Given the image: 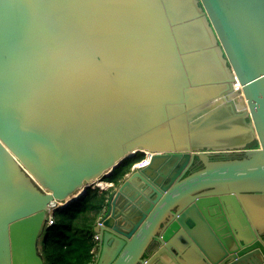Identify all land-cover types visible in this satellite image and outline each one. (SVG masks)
Returning a JSON list of instances; mask_svg holds the SVG:
<instances>
[{"label":"water","instance_id":"obj_1","mask_svg":"<svg viewBox=\"0 0 264 264\" xmlns=\"http://www.w3.org/2000/svg\"><path fill=\"white\" fill-rule=\"evenodd\" d=\"M138 152L92 264H264V0H0V264Z\"/></svg>","mask_w":264,"mask_h":264},{"label":"trees","instance_id":"obj_2","mask_svg":"<svg viewBox=\"0 0 264 264\" xmlns=\"http://www.w3.org/2000/svg\"><path fill=\"white\" fill-rule=\"evenodd\" d=\"M145 158L144 152L125 160L111 176L102 180L122 184L127 173ZM101 180V181H102ZM113 191L87 188V196L54 211V222L43 235L42 253L46 264H92L95 258V227L105 214Z\"/></svg>","mask_w":264,"mask_h":264},{"label":"flooded vegetation","instance_id":"obj_3","mask_svg":"<svg viewBox=\"0 0 264 264\" xmlns=\"http://www.w3.org/2000/svg\"><path fill=\"white\" fill-rule=\"evenodd\" d=\"M257 147L258 146L256 145V143H252L251 145H249V148H257ZM150 155H149V159H151ZM223 157H226V156L225 155L217 156V158H223ZM191 160H192V158H191ZM148 161H150V160H148V155H147V153H145V158L140 163H138L135 167H133L132 171L127 173L125 176L126 177L125 180H127L130 176L135 175L134 179H136V181H137V186L139 189L141 188V191L144 193H146V192L152 193L154 188L155 189L160 188V185L157 183V181L159 183L162 182V184H166L167 179L170 178V175L172 173H175V171H176V168H172L171 170H168V173L162 172L161 168L146 170V167L148 165ZM202 168H203L202 162H200V160H198L195 157L192 164L187 166V168L183 169V173H185L183 177H186L187 175L192 174V173H194V172H196ZM147 173H149V174H147ZM159 176L164 177L166 180H164L163 178H162V180L159 179ZM124 181L122 183H124ZM105 182L108 184V185H106V186H108V189H110L113 192L118 187L113 182H107V181H105ZM140 197L141 196H138L137 200H139ZM135 202H133V203H135ZM106 209L108 211V208H106ZM128 210H129L128 208H125L124 213L127 212ZM107 211H105V214L103 216L106 215ZM103 216H101V217H103ZM119 220H120V218H119ZM96 253H97V248L95 249V255H96ZM94 260H95V258H94Z\"/></svg>","mask_w":264,"mask_h":264},{"label":"built area","instance_id":"obj_4","mask_svg":"<svg viewBox=\"0 0 264 264\" xmlns=\"http://www.w3.org/2000/svg\"><path fill=\"white\" fill-rule=\"evenodd\" d=\"M102 182V181H101ZM103 183V182H102ZM98 187L100 188H103L101 186L103 185H100L99 182L96 183ZM60 207H65V204L63 202H59V201H56L54 203H52L47 211V227H50L53 222H54V211L57 209V208H60ZM98 237L96 236V239Z\"/></svg>","mask_w":264,"mask_h":264},{"label":"rangeland","instance_id":"obj_5","mask_svg":"<svg viewBox=\"0 0 264 264\" xmlns=\"http://www.w3.org/2000/svg\"><path fill=\"white\" fill-rule=\"evenodd\" d=\"M102 179H100V180H96V181H94V182H92L89 186L90 187H92V189H95V188H100V187H98L97 186V184L96 183H98L99 181H101ZM102 182L104 183V187L103 188H100L101 190H107L108 189V186H106V185H108L104 180H102ZM83 190H80L78 193H77V195H75V196H73L72 198H74V197H76V196H80L83 192H82ZM83 195V194H82ZM64 203V202H63ZM65 204V203H64ZM101 217H99V219H100ZM98 219V220H99ZM42 246H43V238H42V241H41V249H42Z\"/></svg>","mask_w":264,"mask_h":264},{"label":"bare ground","instance_id":"obj_6","mask_svg":"<svg viewBox=\"0 0 264 264\" xmlns=\"http://www.w3.org/2000/svg\"><path fill=\"white\" fill-rule=\"evenodd\" d=\"M99 184H100V185H103V186H101V187H104V183H102L101 181H99Z\"/></svg>","mask_w":264,"mask_h":264},{"label":"clouds","instance_id":"obj_7","mask_svg":"<svg viewBox=\"0 0 264 264\" xmlns=\"http://www.w3.org/2000/svg\"><path fill=\"white\" fill-rule=\"evenodd\" d=\"M97 236V235H96ZM97 240V239H96Z\"/></svg>","mask_w":264,"mask_h":264}]
</instances>
